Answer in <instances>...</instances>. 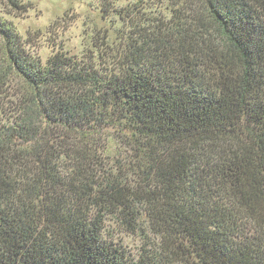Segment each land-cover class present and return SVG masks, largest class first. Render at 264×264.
<instances>
[{
  "label": "trees",
  "instance_id": "16d2710c",
  "mask_svg": "<svg viewBox=\"0 0 264 264\" xmlns=\"http://www.w3.org/2000/svg\"><path fill=\"white\" fill-rule=\"evenodd\" d=\"M168 10L45 62L0 12V264H127L142 217V264H264V0Z\"/></svg>",
  "mask_w": 264,
  "mask_h": 264
},
{
  "label": "rangeland",
  "instance_id": "374dc122",
  "mask_svg": "<svg viewBox=\"0 0 264 264\" xmlns=\"http://www.w3.org/2000/svg\"><path fill=\"white\" fill-rule=\"evenodd\" d=\"M23 1L32 5L27 11L6 10L0 3V12L14 24L27 42V51L45 62L56 51L66 52L78 60L96 56V46L112 45L118 39L120 30L123 33L128 31L130 19L135 20L136 16L142 14L144 18L163 19L168 16L170 3L176 0ZM5 10L10 14L5 13ZM121 13L126 14V20L120 17ZM17 82L16 78H12L10 84L15 95L19 94ZM114 152L115 147H111L109 154L113 155ZM141 223L144 231L139 229L135 233H128L113 223V220H105V237L122 248L127 264H142L141 260L148 252L159 251L158 238L148 229L144 217Z\"/></svg>",
  "mask_w": 264,
  "mask_h": 264
}]
</instances>
